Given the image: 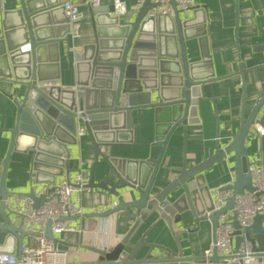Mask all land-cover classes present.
<instances>
[{
	"label": "water",
	"instance_id": "95a60500",
	"mask_svg": "<svg viewBox=\"0 0 264 264\" xmlns=\"http://www.w3.org/2000/svg\"><path fill=\"white\" fill-rule=\"evenodd\" d=\"M19 1V7L13 11L18 18L16 25L8 26L5 18L0 22V82L8 80L23 90L17 102V122L10 129L9 149L1 159L4 169L0 184V252L15 253L21 258L28 235L46 236L55 244L59 241L52 230V219L47 220L43 234L24 228L23 216L10 206L16 200L11 202L10 198L30 197L33 207L39 208L46 196H38L34 190L13 192L7 187L6 176L14 151H32L37 182L54 184L64 172L71 174V146L79 142L80 127L95 149V161L85 172L88 188L103 189L117 198L113 207L102 212L80 214L85 220L113 215L117 221L121 216L129 220L135 211L141 221L158 213L176 236L173 224L181 221V214L189 210L197 224L206 219L211 221L212 243L216 244L220 215L234 208L237 194L254 191L247 140L254 123L264 124V114L258 117L264 107V93L247 118L243 112L241 129L233 140L226 145L218 141L214 155L194 166H188L184 159L182 167L177 169V177L156 190V178L170 137L179 128L186 135L189 125L202 122L200 101L206 99L202 87L215 77L214 71H205L202 59L190 61L187 42L193 38L189 29L192 19L181 16L175 1V15H151L149 11L157 4L145 0L134 16L125 20L113 13V4L107 9L94 7L95 40L84 45L77 54V85L74 89L63 88L59 75H45V63L52 50L56 52L60 43L70 40L67 35L71 31L70 18L58 13L66 14L64 3L59 0ZM3 14L7 16V11ZM203 36H207L205 32ZM259 47L264 50V45ZM203 59H207L206 55ZM146 108L155 110L162 149L155 160L135 161L138 168L127 174L115 165L113 158L107 157L102 146L111 145L113 140L109 136L114 130L132 131L133 111ZM229 155H234L235 180L223 189H232L234 195L216 209L205 171ZM101 160L108 163L111 172L104 169V179L97 181L95 172ZM72 217L62 216L58 221ZM231 224L235 229L236 247L249 242L251 256L264 262V213H257L249 226H242L235 213ZM128 238L120 235L114 247L105 246L99 238L96 240L99 245L86 246L98 254L97 260L89 264L205 263L204 256L184 258L181 250L176 257L154 256L155 249L162 247L147 244L143 239L129 251ZM142 245L149 249L141 255ZM210 259L213 264L220 262L216 249Z\"/></svg>",
	"mask_w": 264,
	"mask_h": 264
},
{
	"label": "crops",
	"instance_id": "0c3cea01",
	"mask_svg": "<svg viewBox=\"0 0 264 264\" xmlns=\"http://www.w3.org/2000/svg\"><path fill=\"white\" fill-rule=\"evenodd\" d=\"M5 1L4 11H7V16H3L4 11L0 12V22L2 23V18H5L8 26L13 28L18 19L13 11L19 7L20 1ZM59 1L64 3L67 0ZM73 1L80 5L83 12L80 35L72 37L70 33L67 34L70 37L69 43H60L56 52L54 50L50 52V57L45 63L47 71L45 75L50 77L59 75L63 88L74 89L79 78L77 54L84 45L95 40V34L92 16L94 7L88 4L89 0ZM126 1L128 10L122 17L123 20L133 17L137 11L135 5L138 0ZM197 1L198 10L180 11L182 17L192 19L189 29L193 38L187 42L188 54L192 62L202 59L205 71H214L215 77L202 87V94L206 98L200 101L199 117L202 122L189 125L186 135L183 129L179 128L170 137L156 178V190L164 188L177 177L179 174L177 169L182 167L184 159L188 166H194L214 155L218 141L221 145H226L233 140L241 129L243 112L247 118L264 93V50L259 47L264 45V0ZM112 4V0H102L99 7L107 9ZM58 13L66 17L63 11ZM204 32L207 35L206 39L203 38ZM205 55L207 59H203ZM22 93L23 90L8 80L3 79L0 82V184L4 169L1 159L5 158L9 149L10 129L14 128L17 122V102ZM263 114L264 107L258 117ZM132 121L135 125L132 131L114 130L109 136L113 140L110 142L111 145L102 146L107 157L113 158L116 161L115 165L127 174L138 168L135 161L157 159L163 144L159 140L160 133L153 108L134 110ZM257 126L264 128V124L252 125L247 140V153L251 163L258 161L264 167V135L257 134ZM78 140L76 145L71 146L73 153L70 160V168L73 169L71 174L74 175L81 170L85 175L95 161V149L86 134L80 135ZM33 163L32 151L12 153L6 176L7 187L11 191L34 190L38 194L43 185L48 183L37 182ZM234 166V155H229L205 171L209 188L232 184L235 180ZM104 169L110 170V167L101 160L95 172L97 181L104 179L102 175ZM65 175H67L65 172L59 175L57 181ZM178 191L181 195V188ZM80 193H73V198L83 213L95 212L100 207H110L117 201L114 195L100 188H86ZM10 201H15L14 206L22 205L16 195L12 196ZM67 222L72 229L54 232L59 240L54 244L58 249L68 253L67 260L71 264H89L97 260L98 254L86 246L99 245L96 242L98 238L102 244H106L105 246L114 247L120 235L129 236L126 244L129 251L143 239L147 244L160 245L162 248H156L153 255L163 258L176 257L180 250L184 258H202L213 239L211 221L206 219L197 224L189 210L181 214V221L173 224L176 236L158 213H152L141 221H138L135 211H132L129 220L121 216L118 221L115 215L85 220L84 216L79 214ZM38 238L37 235H28L23 246H36ZM148 249V246L142 245L141 255ZM167 264L181 262L171 261ZM185 264L201 263L185 261ZM248 264L264 262L256 258Z\"/></svg>",
	"mask_w": 264,
	"mask_h": 264
},
{
	"label": "built area",
	"instance_id": "2783aa9c",
	"mask_svg": "<svg viewBox=\"0 0 264 264\" xmlns=\"http://www.w3.org/2000/svg\"><path fill=\"white\" fill-rule=\"evenodd\" d=\"M114 11L117 16H125L128 6L126 0H112ZM145 0H138L135 7L138 10ZM157 6L153 7L149 14L158 15L159 13H168L175 15V7L179 11L189 12L198 7L197 0H151ZM5 0H0V12L5 10ZM88 4L93 7H99L102 0H89ZM65 13L70 18L72 37L79 36L83 12L80 5L73 1L64 2ZM83 128L78 129V134L83 135ZM257 134L264 135V128L257 126ZM250 171L253 178L254 191H246L244 194L235 196L234 208L224 212L219 217L217 228L216 244L212 243L204 251L205 263L213 264L210 257L216 249L220 262L218 264H248L256 258L251 256V245L249 242H242L238 248L234 242V226L231 224L234 214L242 226H249L257 213H264V167L258 161L251 163ZM88 181L84 173L80 170L76 174H67L54 184H44L38 196L45 195L46 199L39 208L33 207V201L30 197H18L22 202L20 206L10 205L19 215L23 216V226L26 229L42 233L45 231L46 222L52 219V230L61 232L72 229L67 220H59L62 216H76L82 214L80 207H77L73 193L81 194L83 189L88 188ZM213 195L214 207L221 208L228 199L233 197L232 189H223V186L210 189ZM115 204L111 205L113 207ZM98 208L95 211L102 212L107 208ZM39 242L36 246L26 245L22 248L21 258L15 253L0 252V264H71L67 258L66 251L58 249L53 240L46 236H39Z\"/></svg>",
	"mask_w": 264,
	"mask_h": 264
}]
</instances>
